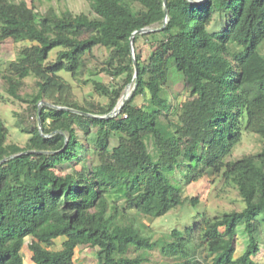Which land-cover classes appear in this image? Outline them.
<instances>
[{
	"label": "trees",
	"instance_id": "1",
	"mask_svg": "<svg viewBox=\"0 0 264 264\" xmlns=\"http://www.w3.org/2000/svg\"><path fill=\"white\" fill-rule=\"evenodd\" d=\"M88 2L96 19L0 0V42L31 43L0 79L36 119L22 146L8 143L0 118V264H25V246L32 264H75L80 248L95 250L97 264H147L157 251L163 264H260L253 256L264 215V145L229 157L246 133L264 142V0ZM97 48L109 54L93 74L112 81L89 82L108 102L81 103L66 76L78 79ZM30 77L37 92L26 99L20 92ZM177 79L187 99L175 121L164 92ZM129 86L130 99L112 115ZM139 97L144 103L134 105ZM76 160L81 167L68 170ZM204 176L235 187L244 208L201 214L156 238L139 215L196 207L184 186ZM241 224L248 244L237 256Z\"/></svg>",
	"mask_w": 264,
	"mask_h": 264
},
{
	"label": "rangeland",
	"instance_id": "2",
	"mask_svg": "<svg viewBox=\"0 0 264 264\" xmlns=\"http://www.w3.org/2000/svg\"><path fill=\"white\" fill-rule=\"evenodd\" d=\"M27 1L30 2L32 0ZM34 4L37 7V10L42 13L50 7H54L59 12L71 10L75 14H86L91 19L97 18L91 10L88 0H34ZM152 30L155 31L158 29ZM30 45L31 43L27 41L14 42L13 40H6L0 42L1 71H5L8 68L9 63L20 56L21 50ZM140 47L143 56L147 58L151 51L150 48L147 47L144 41L140 42ZM57 52L58 51H54L52 53L51 60L56 59ZM108 54L109 53L106 49H95L94 56H91L90 61L88 62V69H86L78 79H73L69 75L66 76V80L72 85L74 93L81 103L93 101L100 104H106L108 102L107 97L98 94L92 83L89 82L92 79H98L105 83L112 81L111 77L104 73H99L98 75L93 74L98 68L103 67ZM0 89L2 94V100L0 102V118L9 128L8 143H18L24 146L31 136L28 131L31 130V125H34L36 121L35 113L32 112V107L28 103H23L7 93L2 78L0 79ZM133 89V86H129L128 89L125 90L120 105H122L127 99H130ZM36 92V80L33 77H30L26 80L25 86L20 94L27 99L36 94ZM164 97L170 99L172 119L175 121L178 120L177 109H179L181 104L187 99L184 81L182 79L175 80L172 87L164 92ZM46 103L48 102L41 103L40 107ZM143 103L144 99L139 97L134 105H141ZM263 145L264 142L258 135L246 133L243 140L235 148L233 155L229 157V160H235L247 155L256 154L260 152ZM80 154L81 158L86 159L84 163H90L91 160H94V156L86 149L81 150ZM67 166L69 167L68 170L71 169L72 166L77 169L81 167L79 160H76L73 165ZM184 189L186 197L199 199V203L196 207H193L190 203H186V205L177 207L165 216L152 217L139 215L140 220L151 228L156 238L163 234L170 233L174 229L183 230L195 225L200 220L199 215L201 214H206L208 217L212 218L232 210H241L245 206L237 189L233 186L227 185L222 177L214 178L204 176L198 180L191 181L184 186ZM260 220H262L260 232L258 234L260 250L255 256H253V260L260 264H264V215L260 217ZM244 228V224H241L238 227L237 256L244 253L248 244V237ZM63 241L64 238L57 240L51 249H60ZM23 255L25 264H32L31 252L27 246L23 249ZM201 259L203 260L204 256H202ZM163 262L161 254L157 251L153 253L151 262L147 264H163ZM75 264H97L95 250L90 248H80L75 257Z\"/></svg>",
	"mask_w": 264,
	"mask_h": 264
},
{
	"label": "water",
	"instance_id": "3",
	"mask_svg": "<svg viewBox=\"0 0 264 264\" xmlns=\"http://www.w3.org/2000/svg\"><path fill=\"white\" fill-rule=\"evenodd\" d=\"M190 2H192V3H202V2H204L205 0H189ZM164 2H166V0H164ZM167 23V20L165 21V24ZM153 30L152 29H143V30H141V31H139L138 33H148V32H152ZM135 67H136V74H135V79H137V77H138V73H137V64H136V62H135ZM128 89V87L126 88V90ZM127 102V100L122 104V105H120V106H118L114 111H113V113H112V115H117V114H119V112L121 111V109L123 108V106H124V104ZM45 105H48V106H52V105H50V104H48V103H46ZM53 107V106H52ZM57 109H64V110H68V111H72V112H74V110H71V109H68V108H63V107H57ZM85 115H87V116H90V117H94V118H96L97 116H93V115H90V114H85ZM5 160H2V161H0V164L2 163V162H4Z\"/></svg>",
	"mask_w": 264,
	"mask_h": 264
},
{
	"label": "bare ground",
	"instance_id": "4",
	"mask_svg": "<svg viewBox=\"0 0 264 264\" xmlns=\"http://www.w3.org/2000/svg\"><path fill=\"white\" fill-rule=\"evenodd\" d=\"M127 97V96H126ZM128 100V99H127Z\"/></svg>",
	"mask_w": 264,
	"mask_h": 264
}]
</instances>
